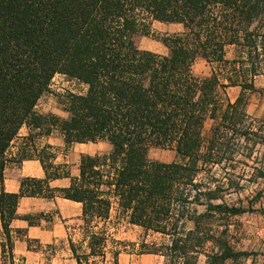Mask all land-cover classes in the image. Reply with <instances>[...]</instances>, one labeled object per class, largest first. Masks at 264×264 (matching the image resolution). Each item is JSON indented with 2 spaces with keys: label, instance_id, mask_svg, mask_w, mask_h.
Masks as SVG:
<instances>
[{
  "label": "trees",
  "instance_id": "16d2710c",
  "mask_svg": "<svg viewBox=\"0 0 264 264\" xmlns=\"http://www.w3.org/2000/svg\"><path fill=\"white\" fill-rule=\"evenodd\" d=\"M154 23L183 25L184 32L162 35ZM138 36L160 42L168 55L141 50ZM229 47L239 48L238 58L227 59ZM199 57L229 69L249 64L251 80L229 75L222 81L214 71L198 78L192 68ZM260 58L264 0H0L2 256L16 264L14 219L31 226L39 220L17 215L20 199L60 197L82 205L84 236L79 244L69 239L76 264L105 258V224L115 204L130 225L164 238L161 244H141V255L169 264H199L201 256L206 264L248 260L251 254L236 250L231 236L234 219L248 210L228 202L233 180H219L216 168L226 152L247 148L252 129L246 93L256 89ZM57 75L87 87L85 94L67 97V119L36 112ZM229 87L241 89L235 102L221 94ZM24 128L26 139L35 130L47 137L58 131L67 150L99 142L112 150L82 156L78 177H71L66 164L38 158L46 179L24 178L20 193L9 194L7 167L36 159L26 150L14 156L12 146ZM153 147L174 150L178 161L150 160ZM55 159L53 154L49 160ZM63 178L70 179L69 188L50 187Z\"/></svg>",
  "mask_w": 264,
  "mask_h": 264
},
{
  "label": "rangeland",
  "instance_id": "374dc122",
  "mask_svg": "<svg viewBox=\"0 0 264 264\" xmlns=\"http://www.w3.org/2000/svg\"><path fill=\"white\" fill-rule=\"evenodd\" d=\"M153 29L162 35H174L184 32V26L179 24H161L154 23ZM136 46L143 51H150L158 55L167 56L168 49L160 42L149 37L138 36L135 39ZM240 55L239 48L229 47L227 49V59L233 60ZM259 75L254 78L255 91L247 92L248 99L247 114L250 119L248 123L252 133L246 142L247 148L243 152H226L225 160L222 165L216 168L219 180H233L232 194L227 198L228 202L237 207H244L248 213L234 219L231 228V236L236 250L246 251L251 257L246 261L235 264H264V61ZM193 73L198 78H208L213 71L221 78L222 81L229 75L245 76L247 80L250 77V65L241 68L239 64L236 69H229L220 65H210L203 57H199L193 65ZM87 87L82 83L68 78L63 75H57L50 86L49 92L46 93L38 102L36 112L40 115H55L62 119H67L69 115L65 112L66 99L70 94H85ZM223 98L230 102H235L239 97L241 89L239 87H229L224 91L221 90ZM212 126V121L205 125L204 135L207 138ZM44 131H33L30 139L25 137L29 131L24 128L21 136L18 138L12 148L13 151L19 149L26 150L36 159H43L47 165L54 164L55 160L50 161V157L57 152L52 148H47V136L43 135ZM60 134L54 131L53 134ZM52 134V135H53ZM25 138V139H24ZM100 154H108L112 147L108 142H102L100 145ZM149 159L162 163H172L178 161L177 154L171 149H162L153 147L149 150ZM236 162L229 163L230 160ZM80 160L78 159V162ZM102 227V225H101ZM108 232V243L105 258H97L93 264H114L117 253H126L141 255L140 245L146 242L161 244L164 238L159 234L146 232L138 226L130 225L128 217L122 213L115 204L110 213L109 221L105 224ZM69 239L71 238L76 244H79L84 236L83 225L81 230L75 224H70ZM1 244V242H0ZM34 251H39L45 255L48 264H60L58 261L67 260V243H58L56 245L43 248L40 245L31 244ZM86 245L82 246V251ZM6 264H10L8 257L5 256ZM57 259V262H56ZM17 264H23L19 261ZM69 264V263H66ZM166 264H169L166 262ZM199 264H206V258L201 256Z\"/></svg>",
  "mask_w": 264,
  "mask_h": 264
},
{
  "label": "crops",
  "instance_id": "0c3cea01",
  "mask_svg": "<svg viewBox=\"0 0 264 264\" xmlns=\"http://www.w3.org/2000/svg\"><path fill=\"white\" fill-rule=\"evenodd\" d=\"M73 144L68 150L61 134H53L46 139V144L57 152L54 165L68 166L71 177L79 176V166L82 156H95L100 154V144ZM20 152L14 151V156ZM24 178L38 180L46 179V172L40 161L37 159L25 160L21 163H11L5 171V191L9 194H19L21 191V181ZM71 185L68 178L50 181L53 189H66ZM19 217L30 216L39 217L37 225L31 226L23 219H14L11 222V229L15 237L14 255L17 262L23 264H48L44 254L33 249H28L29 240L32 244L40 245L43 248L67 243V260L58 261L60 264H76L69 249V228L70 224H75L81 230L82 205L60 197L53 200L43 198L23 197L17 207ZM21 231V234H17ZM2 225L0 221V242H2ZM5 257L2 256L0 247V264H6ZM57 262V259H56ZM118 264H166L163 257L156 255H134L122 253L118 257Z\"/></svg>",
  "mask_w": 264,
  "mask_h": 264
}]
</instances>
